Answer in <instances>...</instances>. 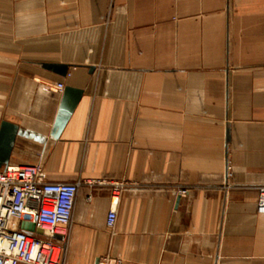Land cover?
Segmentation results:
<instances>
[{
	"label": "crops",
	"instance_id": "1",
	"mask_svg": "<svg viewBox=\"0 0 264 264\" xmlns=\"http://www.w3.org/2000/svg\"><path fill=\"white\" fill-rule=\"evenodd\" d=\"M3 119L8 165L81 183L60 264H264V0H0Z\"/></svg>",
	"mask_w": 264,
	"mask_h": 264
},
{
	"label": "built area",
	"instance_id": "2",
	"mask_svg": "<svg viewBox=\"0 0 264 264\" xmlns=\"http://www.w3.org/2000/svg\"><path fill=\"white\" fill-rule=\"evenodd\" d=\"M59 91L63 84L57 83ZM105 180L88 182L106 184ZM112 185V201L123 183ZM80 182H50L42 175V163L8 165L0 168V264H60L61 246L54 235H64L70 223ZM185 194L187 189H180ZM256 209L264 214V186L258 188ZM116 210L110 209L106 226L113 228ZM29 221L42 229L43 235L21 228ZM57 249V252H55ZM121 259L106 254L97 264H120Z\"/></svg>",
	"mask_w": 264,
	"mask_h": 264
},
{
	"label": "water",
	"instance_id": "3",
	"mask_svg": "<svg viewBox=\"0 0 264 264\" xmlns=\"http://www.w3.org/2000/svg\"><path fill=\"white\" fill-rule=\"evenodd\" d=\"M44 67L51 72L65 77L68 73L69 65L63 63H46ZM90 72L93 67H89ZM83 94V89L66 85L63 87L59 106L51 127L50 138L57 140L60 137L62 130L70 119L74 109L80 101ZM19 125L3 119L0 123V168H5L9 164V158L15 144L17 135L19 134ZM21 228L31 234L43 235L42 229L29 221L21 222ZM58 241L62 238L59 235H54Z\"/></svg>",
	"mask_w": 264,
	"mask_h": 264
},
{
	"label": "bare ground",
	"instance_id": "4",
	"mask_svg": "<svg viewBox=\"0 0 264 264\" xmlns=\"http://www.w3.org/2000/svg\"><path fill=\"white\" fill-rule=\"evenodd\" d=\"M55 252H57V249H55Z\"/></svg>",
	"mask_w": 264,
	"mask_h": 264
}]
</instances>
